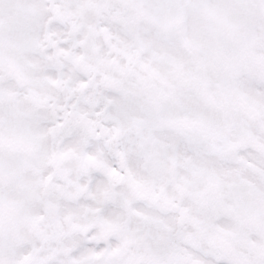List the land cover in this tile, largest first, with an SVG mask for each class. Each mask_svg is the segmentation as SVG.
Returning a JSON list of instances; mask_svg holds the SVG:
<instances>
[{
  "label": "snow or ice",
  "instance_id": "snow-or-ice-1",
  "mask_svg": "<svg viewBox=\"0 0 264 264\" xmlns=\"http://www.w3.org/2000/svg\"><path fill=\"white\" fill-rule=\"evenodd\" d=\"M0 264H264V0H0Z\"/></svg>",
  "mask_w": 264,
  "mask_h": 264
}]
</instances>
